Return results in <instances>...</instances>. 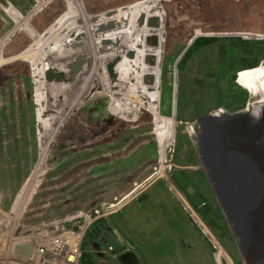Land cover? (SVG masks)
I'll return each mask as SVG.
<instances>
[{
  "label": "rangeland",
  "instance_id": "obj_1",
  "mask_svg": "<svg viewBox=\"0 0 264 264\" xmlns=\"http://www.w3.org/2000/svg\"><path fill=\"white\" fill-rule=\"evenodd\" d=\"M4 1L19 13L23 22L27 19L26 14L29 11L23 13L21 0ZM144 1L146 0H79L82 12L94 22L105 17L107 13L126 9ZM36 2L38 0H30L29 4L33 8L36 7ZM161 8L165 17L158 114L165 119H173L171 139L165 153L161 156L156 134L160 129L156 130L159 127L152 113L142 109L131 118L114 113L113 99L99 85L101 91L88 96V99L83 98L80 106L72 114H68L67 119L61 123L48 150L42 178L31 198L27 200V206L23 209L24 213L19 222L27 227H33L76 211L88 210L95 205L118 204L111 215L93 224L94 226L102 223L106 227L109 220L117 217L126 203H146L145 208L151 203H160V213L164 214L169 212L163 203H181L182 207L179 206V209L183 217H188L192 221L199 239L205 241L203 243L209 252L204 251L205 248H201L200 245L198 252L194 243H187L185 236L179 231L173 235L166 233L165 230L160 232L155 240L157 246L150 244L155 241L148 237L147 240H138L132 232L130 240L139 248L141 264H154L153 259L155 264H205L199 260L200 257H204L200 256L202 253L206 254L204 258L208 264L211 263V255L217 264L214 257L216 252L220 254L224 264H244L199 161L196 139L200 132L198 118L191 117L190 112H185L186 109L182 107L180 115L185 119L178 120L176 104L181 82L186 88L187 79L193 81L194 78H199L222 87L227 86L232 73L224 72L221 75L214 71L212 77L207 76V72L200 73L198 65L199 59H202L200 56H194L183 72L178 71L177 64L194 38L211 34L241 33L259 37L252 41L264 40L262 39L264 0H168L161 2ZM67 10L66 0H45L39 14L31 20H26L29 28L24 29V25L17 27L21 22H16L0 4V42L13 29L18 28L0 48V204L5 212L12 208L17 195L33 174L40 157L34 65L30 58L38 59L47 48L59 46L57 44L61 39L64 40L63 35L66 32L69 36L72 34L74 28L68 25L67 20L57 23ZM77 22L80 24L79 20ZM102 25L103 28L98 27V22L93 25L96 30L91 33L92 36H100L104 30L114 31L116 28L110 26V21H104ZM64 26L67 29H62ZM87 35L86 32H82L77 44L83 45ZM34 36L43 39L35 42ZM105 44L107 45V42L103 43L104 46ZM76 47L83 51L79 46ZM24 52H30L28 60L18 58ZM213 52L215 53V50ZM256 56L258 54L254 55ZM73 57L68 54L66 61L61 63L62 67L57 69L60 70L58 72L61 74L60 79L48 83L50 86L62 87L67 100L64 108H67L69 101L80 91L84 83L83 78L87 76L85 68H89L92 62L89 56L88 65L83 70L64 69L63 67L71 63ZM216 57L217 55L212 58ZM51 62L53 67L55 62ZM241 62L240 59H232L228 63L229 70L232 71ZM44 68L42 63L40 69L44 71ZM189 89L198 88L192 84ZM246 93L248 99L237 111H227L224 107H219L207 114L219 111L234 116L250 112L252 96L247 91ZM236 95L239 100L244 97L241 91H237ZM189 127L193 128L196 137L191 134ZM176 179L184 185V193L178 189ZM129 193L130 197H133L132 200L125 197ZM208 205L217 210L222 218V224L217 226V230L208 227L199 216V211ZM18 208L14 209L12 215H4L10 217L7 221L10 226ZM155 222L154 217L153 220H147L149 226ZM179 236L184 240L179 239ZM96 242L94 232H89L84 237L80 247L79 264L84 263L85 251L90 252L93 259L97 258L98 252L92 247ZM127 248L131 249L129 245ZM118 252L123 253L120 250ZM12 258L13 254L7 256L4 252L0 254V264H9ZM106 258L113 262L110 254ZM24 264L32 263L26 261ZM105 264L115 263L105 261Z\"/></svg>",
  "mask_w": 264,
  "mask_h": 264
},
{
  "label": "bare ground",
  "instance_id": "obj_2",
  "mask_svg": "<svg viewBox=\"0 0 264 264\" xmlns=\"http://www.w3.org/2000/svg\"><path fill=\"white\" fill-rule=\"evenodd\" d=\"M44 1L45 0H38V2L35 4L36 7L32 8L30 6L31 4H29L30 0H21L20 3H23V10L21 9L23 13L29 11L26 14V18L31 20L32 18L36 17L39 14L40 8L44 4ZM66 1L68 10L60 18V20H58L57 23H63L67 20L69 23L68 25L74 28L72 34L69 36V33L66 32L63 35L64 40L61 39L57 44L59 46L55 45V47L47 48L38 59L30 58V52H24L18 56V58L27 60L30 58V60H32V64L34 65L35 95L36 104L38 106V124L40 130V157L33 174L26 181L24 187L17 195L12 208L9 210L10 212H5L0 204V216L2 219L0 220V254L5 252L7 256L10 254L18 255L20 262H23L24 259H26L22 254L32 255L34 253L36 243H39L37 246H41L42 253L49 254L48 248H50L52 251H56V248L52 247L49 239H46L41 235H36L33 230L28 232L29 236H24L23 233L27 232L32 227H27L21 224L19 221L24 213L23 209L27 206V200L31 198L35 188L37 185H39L43 170L45 168V160L48 150L51 147L53 138L60 128L61 123L64 121V119H67L68 114H72L76 108L80 106L83 98H86L89 95L94 85H96V87L100 85V88L104 92L110 94L115 107L113 109L115 110L114 113L121 115L124 118L135 117L138 114V111L142 109H146L152 113L155 123L159 127L156 128V130L160 129L156 132V134L158 137L161 156H163L165 153L166 146L169 144V140L171 139L170 131L173 127V119L168 120L158 114L159 73L161 57L163 55V22L165 17V13L161 8V2L168 0H146L144 2H139L135 5L129 6L124 10H118L116 13L111 12L110 14H105V17H102L96 21L98 22V27L102 25L104 21L111 22L113 20H116V25L119 26H116L114 31L104 30V33H102L100 36H92L91 33L95 32L96 30L93 28V25L96 24V22L85 16V14L82 12L79 0ZM0 4L2 5L5 12L16 22H21L18 23V28L23 25L24 29L29 28L26 24L27 19L23 22L19 13L14 10L10 4H7L4 0H0ZM37 9L39 11H37ZM141 16H145L146 19L154 16L158 17L161 24L160 28L155 30L148 28L146 25L139 26L138 21ZM77 20H79L80 24L77 22ZM77 23L79 25H77ZM17 27L16 29H18ZM16 29H13V31L0 42V48L4 43H6L7 40L12 37ZM62 29L67 28L64 26ZM62 29L59 30L62 31ZM82 32H86L88 35L86 36L87 38H85V40L83 39V45H78L77 41L79 38H81ZM149 34H155L158 37L159 44L157 47L152 48L147 45L145 37H147ZM34 39L35 42H39L41 39H43V37L34 36ZM104 42H107V45L105 44L104 46ZM76 46H79L80 50L83 51H79ZM85 49H88V52L84 51ZM130 51L135 53V57L132 60L127 58V53ZM68 54L74 56L71 63L82 57L80 62V69L82 70L84 67H87L89 56L91 57L92 62L89 68H85V71L87 70V76L83 78L84 83L80 88V91L73 99L69 101L67 108H64L66 107L67 100L65 99L66 96H64L65 94L62 90V87L57 85H48L44 81V71H42L40 67L42 63L43 66H52L53 64L51 61H54V66H57L58 69L62 67L61 63L66 61V56ZM149 55H154L156 59L155 66H150L147 64L146 60ZM51 57L52 60H50ZM110 63L116 64L115 72L117 75V83L114 86L111 84V80L106 69L107 65ZM147 75H153L155 77L154 83L152 85H147L144 82V77ZM235 82L238 86L246 90L253 98L256 99L252 102L249 113L254 118L258 117V115L264 111V64L256 68L239 72L238 75H236ZM51 111L53 113H51ZM219 115L225 114L219 113ZM130 196L131 194L129 193V195L125 197ZM130 199L132 200L133 197H130ZM15 208H18L19 210L15 214L13 223L10 226V223L7 222L10 217H4V215H12ZM37 226L38 225H36V227ZM88 227V224H85L84 227L77 231V233L69 234L71 236L70 239L72 244L77 246L78 250L82 246L84 237H86L89 232H94L92 229L95 228H92V226L89 228ZM2 229L6 230L1 231ZM107 232L111 235V239L107 240L105 245L100 246L99 249V247L97 248L95 244H92L94 249H99L97 252L101 258H105L111 263H116L118 255L121 254V252H118V250L123 251V253L128 251L134 252L133 250L127 248L128 244L124 241H121V239L117 237L116 233L109 225L99 228L95 231L97 242L103 241V235ZM81 238H83L82 241ZM111 240H115L119 244V248L117 250H114L113 246L110 244ZM70 246L72 245L70 244ZM109 247L112 248L111 251L108 250ZM72 249L74 250L75 248L65 247L63 256H65V259L69 262V264H76V260L78 259V261H80V257L77 254H73ZM108 254L113 257V262L106 258ZM137 258L139 260V264H141L138 256ZM6 262L8 261L6 260ZM8 263L16 264V261L11 259Z\"/></svg>",
  "mask_w": 264,
  "mask_h": 264
},
{
  "label": "water",
  "instance_id": "obj_3",
  "mask_svg": "<svg viewBox=\"0 0 264 264\" xmlns=\"http://www.w3.org/2000/svg\"><path fill=\"white\" fill-rule=\"evenodd\" d=\"M116 23V20H113L110 26H119ZM138 24L155 30L161 25L160 20L155 16L147 20L145 16H141ZM100 27L103 28V25ZM209 36L240 37L245 40L259 38L256 35L241 33L205 35V37ZM195 39L189 43L184 52ZM145 41L152 48L158 46L155 35L146 38ZM134 57L133 51L127 53L128 59L132 60ZM81 60L82 57L66 64L63 68L76 71L81 68ZM146 61L150 66L156 64L154 55H149ZM115 66V63H110L106 68L112 86L117 83ZM58 72L60 71L55 66H45L43 73L45 82L51 84L59 80L61 74ZM154 80L153 75L144 77L147 85H152ZM97 91L101 90L94 85L88 96ZM255 100L252 97V101ZM173 101H175L174 95ZM197 123L200 130L196 137L199 161L234 238L239 256L244 264L246 262L264 264V111L255 118L249 112L234 116L207 114L199 116ZM110 239L111 235L107 232L103 235V241L95 245L100 249V246L105 245ZM110 244L114 250L119 248L115 240H111ZM115 264H139V260L134 252L128 251L119 254Z\"/></svg>",
  "mask_w": 264,
  "mask_h": 264
},
{
  "label": "trees",
  "instance_id": "obj_4",
  "mask_svg": "<svg viewBox=\"0 0 264 264\" xmlns=\"http://www.w3.org/2000/svg\"><path fill=\"white\" fill-rule=\"evenodd\" d=\"M215 50V53L213 52ZM255 54L258 56L254 57ZM214 59L212 57L216 56ZM200 56L198 65L201 72H207V76L212 77L214 71L223 75L224 72L232 73L229 77L227 86H220L217 83L204 81V79L194 78L193 81L187 79L188 87H184L182 82L178 88L177 97V119H185L180 115L181 108L186 109L185 112H190L191 117L198 118L210 112L213 109L224 107L227 111L242 108L244 101L248 99V94L236 84V73L242 70L256 68L264 63V40L252 41L243 40L242 38H219V37H200L194 40L188 50L184 53L177 64V69L183 72L187 63L194 57ZM253 56L254 58H250ZM214 59V60H213ZM232 59H240L242 62L237 65L232 71L229 70V64ZM199 73V74H200ZM192 84L198 89H189ZM223 88V89H222ZM189 89V90H188ZM233 90V91H232ZM241 91L243 94L242 100H239L236 92ZM195 105L190 107V105ZM239 108V109H240ZM189 110V111H187ZM175 183L182 193L185 187L181 181L175 180ZM201 193V191H200ZM202 194V193H201ZM206 206V204H205ZM199 216L212 230H217V226L222 224V218L217 210H214L209 205L199 211ZM98 226H103L102 223L94 225L92 231L99 229ZM84 241V240H83ZM84 263L82 264H105V258H101L97 253V258L93 259V255L85 251Z\"/></svg>",
  "mask_w": 264,
  "mask_h": 264
},
{
  "label": "crops",
  "instance_id": "obj_5",
  "mask_svg": "<svg viewBox=\"0 0 264 264\" xmlns=\"http://www.w3.org/2000/svg\"><path fill=\"white\" fill-rule=\"evenodd\" d=\"M133 204V205H132ZM146 203H126L123 209L120 210L117 217H114L109 220V226L116 233L117 237L121 241L126 242L131 249L138 256V246L131 242V233L134 232L138 240H147V237L152 241H155L158 238V235L163 230L170 235L179 231V233L184 235L187 243L193 242L194 247L205 248L203 239H199L198 234L196 233V228L193 226L192 221L188 217H183L179 206L182 207L181 203H163L168 210V214L160 213V203H151L147 208L144 207ZM179 204V205H178ZM136 205V207H135ZM127 209V210H125ZM155 219V224L149 226L147 224L148 219ZM184 238L179 236V239L184 240ZM150 244L157 246L158 243L151 242ZM184 245V243H182ZM204 251L209 252L206 248ZM199 252V250H198ZM200 254V253H199ZM200 256H206L202 253ZM139 257V256H138ZM204 257H200L199 260L204 261L205 264H208ZM140 259V257H139ZM155 264V259H153ZM203 264V263H201ZM214 263L213 255H211V263Z\"/></svg>",
  "mask_w": 264,
  "mask_h": 264
},
{
  "label": "built area",
  "instance_id": "obj_6",
  "mask_svg": "<svg viewBox=\"0 0 264 264\" xmlns=\"http://www.w3.org/2000/svg\"><path fill=\"white\" fill-rule=\"evenodd\" d=\"M189 130L191 134L193 133L195 137L197 136L194 133V130L192 127H189ZM115 206L117 207L118 204L117 205H107L103 203L97 206H93L92 208L85 210V211H76L64 217H60L55 220L40 223L37 227L33 226L27 232L23 233V235L29 236L28 232L33 230L36 233V235H41L45 237L46 239H49L52 244V247L56 248V251H52L50 248H48L49 254L42 253L41 246H37L39 245V243H36V247L34 246L35 249L32 255L22 254L26 258L24 259L23 262H20V258L18 257V255L13 254L14 258L12 259L16 261V264H24L26 261H29L32 264H69V262L65 259V256H63L65 247L75 248L74 250L72 249L73 254H77L79 255V257H81L80 249L78 250L77 246L72 244V241L70 239L71 236L69 234L77 233V231L80 228L84 227L85 224H88V226L90 227V226H93L94 223L101 221L103 219H106V217H108L109 215L113 213ZM82 239L83 238H81V241ZM70 244L72 246H70ZM111 249L112 248L110 247L108 248V250L110 251ZM214 257L216 259L217 264H224L218 252L214 254ZM76 264H79L78 259L76 260ZM225 264H228V263H225Z\"/></svg>",
  "mask_w": 264,
  "mask_h": 264
}]
</instances>
